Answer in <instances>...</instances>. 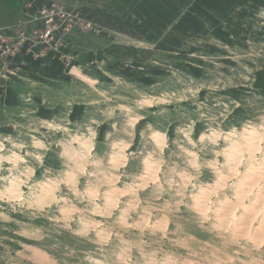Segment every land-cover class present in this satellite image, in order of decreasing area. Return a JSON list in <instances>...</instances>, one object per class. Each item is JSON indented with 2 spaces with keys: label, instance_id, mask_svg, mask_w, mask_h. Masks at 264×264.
<instances>
[{
  "label": "rangeland",
  "instance_id": "1",
  "mask_svg": "<svg viewBox=\"0 0 264 264\" xmlns=\"http://www.w3.org/2000/svg\"><path fill=\"white\" fill-rule=\"evenodd\" d=\"M140 7L0 0V264H264V0Z\"/></svg>",
  "mask_w": 264,
  "mask_h": 264
},
{
  "label": "crops",
  "instance_id": "2",
  "mask_svg": "<svg viewBox=\"0 0 264 264\" xmlns=\"http://www.w3.org/2000/svg\"><path fill=\"white\" fill-rule=\"evenodd\" d=\"M189 1V0H185ZM193 0H191L192 2ZM211 1V0H209ZM177 2H184V0H138V3H140V6L143 8V12H149L148 9L151 7V12L153 14V18L156 20L158 19V26L163 27L164 29L168 26H171L172 23H174L175 17H176V4ZM151 5V6H150ZM147 6V7H146ZM140 7V8H141ZM152 8L156 12L153 13ZM145 14H143V17H141L144 20ZM138 16L136 19L138 20V26L141 25L140 20Z\"/></svg>",
  "mask_w": 264,
  "mask_h": 264
},
{
  "label": "built area",
  "instance_id": "3",
  "mask_svg": "<svg viewBox=\"0 0 264 264\" xmlns=\"http://www.w3.org/2000/svg\"><path fill=\"white\" fill-rule=\"evenodd\" d=\"M30 21H33L35 24H36V28H37V26L38 25H44V23H47V25H50V24H54V23H56L57 21H58V18H56V14L55 13H53V12H47V11H45V12H43L42 14H41V16H40V20H38V19H36V20H34V19H31ZM59 21H61V19L59 20ZM52 27H54V29L57 27V26H52ZM89 27H91L90 25H89ZM31 31H32V34L34 33L35 35H37L38 34V31H34L32 28H31ZM57 30H55V31H53L52 29H48L47 31H40V37L42 38V39H44V41H46L47 40V38H49L50 37V35H52L53 33H55ZM1 32V34H0V38L2 39V41H3V46H5V48H6V51L7 52H10L11 53V50L13 49V41H14V37H12L11 38V36L10 35H8V32L7 31H0ZM18 33V35H19V38H21L22 40H23V42H27V41H31L32 40V38H33V36H32V34L30 35V37H27L26 35H25V33L24 32H22V31H20V32H17ZM57 33V32H56ZM14 35V34H13ZM29 39H31V40H29ZM1 43V42H0ZM5 43V44H4ZM6 51L4 52V53H6Z\"/></svg>",
  "mask_w": 264,
  "mask_h": 264
},
{
  "label": "bare ground",
  "instance_id": "4",
  "mask_svg": "<svg viewBox=\"0 0 264 264\" xmlns=\"http://www.w3.org/2000/svg\"><path fill=\"white\" fill-rule=\"evenodd\" d=\"M36 143H37V142H36ZM250 158H251V157H250ZM70 161H71V160H70ZM251 162H252V165H253V164H254V161L252 160ZM255 162H256V160H255ZM248 163H249V162H248ZM247 165H248V166H252V165H250V163L247 164ZM248 166H247V167H248ZM249 169H250V168H249Z\"/></svg>",
  "mask_w": 264,
  "mask_h": 264
}]
</instances>
